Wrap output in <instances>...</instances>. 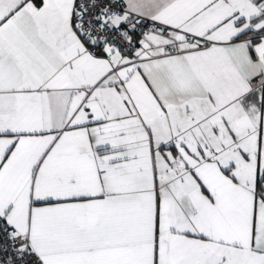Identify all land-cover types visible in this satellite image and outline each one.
Segmentation results:
<instances>
[{"label":"snow or ice","instance_id":"6c2138e0","mask_svg":"<svg viewBox=\"0 0 264 264\" xmlns=\"http://www.w3.org/2000/svg\"><path fill=\"white\" fill-rule=\"evenodd\" d=\"M0 264H264V0H0Z\"/></svg>","mask_w":264,"mask_h":264}]
</instances>
